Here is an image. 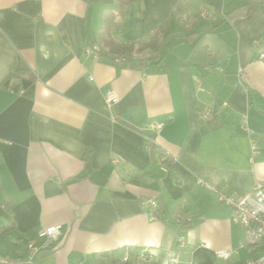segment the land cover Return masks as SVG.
<instances>
[{"label": "crops", "instance_id": "1", "mask_svg": "<svg viewBox=\"0 0 264 264\" xmlns=\"http://www.w3.org/2000/svg\"><path fill=\"white\" fill-rule=\"evenodd\" d=\"M115 4L0 0V255L248 264L264 243L216 191L264 185V0H129L119 42L166 36L140 65L86 51Z\"/></svg>", "mask_w": 264, "mask_h": 264}, {"label": "built area", "instance_id": "2", "mask_svg": "<svg viewBox=\"0 0 264 264\" xmlns=\"http://www.w3.org/2000/svg\"><path fill=\"white\" fill-rule=\"evenodd\" d=\"M206 15V13H204ZM96 48L95 45L88 46L86 51L92 52ZM104 101L107 108H110L118 101L117 94L108 90L104 95ZM209 116L210 112H206ZM201 183L208 185L201 181ZM217 199L226 203L232 208V220L244 230V244L256 245L258 243H264V185L261 182H256L252 188V191L241 197H235L234 195H227L225 193L216 191ZM143 203L148 204L151 208L157 207V202L153 199L144 200ZM61 233L60 225H52L44 228L40 235L46 237L47 241L56 239ZM177 246L183 248L186 246L184 238L177 236ZM30 253L26 258L20 257H7L0 255V264H32V255L35 254L36 249L30 244ZM231 250H218L216 256L222 259L229 257ZM147 252L145 251L141 257L147 259ZM168 262L170 264H178V260L175 257H169ZM248 264H264V253L259 257L252 259Z\"/></svg>", "mask_w": 264, "mask_h": 264}, {"label": "trees", "instance_id": "3", "mask_svg": "<svg viewBox=\"0 0 264 264\" xmlns=\"http://www.w3.org/2000/svg\"><path fill=\"white\" fill-rule=\"evenodd\" d=\"M128 1L129 0H116V4L113 8L104 9L94 51L97 55L100 53L101 55L120 57L127 61L137 59V64L139 65L145 61L157 60L166 39L164 35V26L155 30L147 39L119 42L115 37L114 32L121 26ZM145 54H147V56ZM159 210L160 209L156 207V212Z\"/></svg>", "mask_w": 264, "mask_h": 264}, {"label": "water", "instance_id": "4", "mask_svg": "<svg viewBox=\"0 0 264 264\" xmlns=\"http://www.w3.org/2000/svg\"><path fill=\"white\" fill-rule=\"evenodd\" d=\"M193 223H196L195 221Z\"/></svg>", "mask_w": 264, "mask_h": 264}]
</instances>
